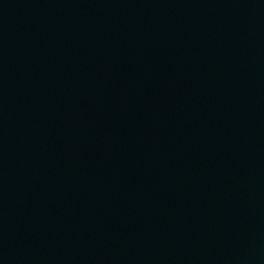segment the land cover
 I'll return each mask as SVG.
<instances>
[{
    "label": "water",
    "instance_id": "95a60500",
    "mask_svg": "<svg viewBox=\"0 0 264 264\" xmlns=\"http://www.w3.org/2000/svg\"><path fill=\"white\" fill-rule=\"evenodd\" d=\"M0 264H264V0H0Z\"/></svg>",
    "mask_w": 264,
    "mask_h": 264
}]
</instances>
